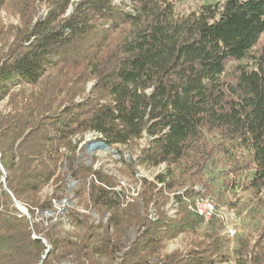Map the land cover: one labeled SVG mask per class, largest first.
Masks as SVG:
<instances>
[{
  "label": "trees",
  "instance_id": "16d2710c",
  "mask_svg": "<svg viewBox=\"0 0 264 264\" xmlns=\"http://www.w3.org/2000/svg\"><path fill=\"white\" fill-rule=\"evenodd\" d=\"M44 1L37 17L35 0H0L22 24L0 50V103L10 108L0 109V264H264V0L207 2L186 14L175 12L178 0ZM230 63L238 65L227 77ZM84 133L100 135L126 165L119 148L145 140L129 165L164 169L142 179L139 205L122 206L111 176L79 164L71 139ZM69 178L87 213L61 210L72 232L60 235L43 213L56 216ZM185 187L186 197L217 202L250 190L262 211L253 244L246 234L229 255L223 222L213 216L199 233L203 220L180 196L169 218L167 195ZM179 234L199 240L185 255L161 256Z\"/></svg>",
  "mask_w": 264,
  "mask_h": 264
},
{
  "label": "rangeland",
  "instance_id": "374dc122",
  "mask_svg": "<svg viewBox=\"0 0 264 264\" xmlns=\"http://www.w3.org/2000/svg\"><path fill=\"white\" fill-rule=\"evenodd\" d=\"M77 2L79 0H73ZM221 0H178L175 3V12L177 14H186L191 11L196 10V8L207 2H216ZM37 5V17H44L47 13V4L44 0H35ZM7 7L0 6V50L2 52L6 51V47L13 41L15 36H19V32L22 30V24L20 22L19 16L14 14L13 11ZM264 43V38H261L259 45ZM245 61H241L238 64L243 65ZM235 63H230L227 66L226 75L230 77L232 74V67L238 65ZM92 87V82H89L85 86V93L82 95H78L74 98V103H79L83 100L84 95H87ZM63 107H61L62 109ZM0 109L4 112H7L9 108L8 100H4L0 103ZM60 109V111H61ZM91 138L89 133H84L83 135H76L72 137L71 143L72 145L76 146V155L78 158V162L80 165L86 168H90L92 170L102 171L103 174L107 176H111L117 186L122 188V202H125V205L128 203L133 204H140V195L142 192V179H146L150 181L149 178L154 177L155 174L160 172V168H144L140 166L131 167V163L136 160L139 151L145 146V140L141 139L137 141L134 145L129 148L121 147L119 150L122 152L123 159L125 160L128 165L121 163L119 155L116 153L115 149L109 148L106 151L103 150H93L91 152H87L85 149L86 144H88V139ZM224 158L222 156H217L216 161L214 164V171L221 176L220 171L227 169V166L223 165ZM130 164V165H129ZM135 172V173H134ZM214 172V173H215ZM215 173V175H216ZM136 174L139 176H144L141 179H138ZM245 175H241L240 180H244ZM225 177V176H224ZM231 178V176H229ZM89 180V179H88ZM219 181L215 184H218ZM123 184V186L121 185ZM78 187L76 181L68 179L67 183V197L62 199L60 202H56L54 204V209L56 210V216L52 213L45 212L43 213L44 218L53 217L51 222L53 225L56 226V230L60 233V235H68L72 232L71 226L67 223L66 218H58L57 214H60L62 211L58 212L59 210H63L65 208H74L79 212H84L82 210V205L78 204L76 200L73 198V192ZM199 188V187H198ZM53 186L48 185L46 186L42 192L41 197H49L52 194ZM136 194V195H133ZM262 193L259 195L261 196ZM168 196V202L163 207V210L166 211L167 216L169 218H173L175 213L169 212V205L171 202V194ZM126 197L132 199V201H128ZM210 198L215 206L217 204V218H219L223 225H228L232 229L235 230V236L228 238L223 234V232L219 234L225 243H226V252L233 256V251L238 247V239L240 237L246 236V234H251L253 236L250 245L253 244L257 232L262 224L261 216L262 211L258 205L256 197L250 190H244L242 187H237L235 189L229 190L226 194L225 199L223 202H217L215 200V196H205ZM264 198V196H262ZM129 199V200H130ZM152 204L149 205L147 209V214L149 213V208ZM154 208V207H153ZM87 213V212H84ZM92 218L99 220V216L97 214L90 213ZM107 214L103 216V223ZM206 223L201 225V229L199 233L202 232L203 229L206 228ZM221 232V231H220ZM98 233H101V229L98 230ZM127 239L129 241H133L136 232L134 230H130L126 234ZM198 235L192 234H179L176 237L166 241L164 243L163 249L161 251V256L171 253H177L185 255V253L194 248V244L199 240L197 238Z\"/></svg>",
  "mask_w": 264,
  "mask_h": 264
},
{
  "label": "built area",
  "instance_id": "2783aa9c",
  "mask_svg": "<svg viewBox=\"0 0 264 264\" xmlns=\"http://www.w3.org/2000/svg\"><path fill=\"white\" fill-rule=\"evenodd\" d=\"M89 134L91 135V138L87 140L88 142H102L100 135H98L96 133H89ZM157 168H160V172H162L164 169V166L160 165ZM157 168H155V169H157ZM136 176L138 179H141L144 177V176H139L138 174H136ZM149 179H150V181H152L153 177L149 178ZM121 185L123 186V184H121ZM157 186L160 187L161 185L157 184ZM114 190L122 193V188L120 186L115 187ZM186 190H188V187H185L184 189L176 192L175 194H171V202L169 205V212L170 213L173 214L176 212V209L178 208V204H179L176 196H180L182 201L186 203L187 209L192 214L196 215L197 217H200L203 220V223L208 222L213 216H218L217 215V208H216L214 202L210 198L203 197L200 195L193 196V197H186L185 196ZM193 190L195 192L200 191V189L196 186L193 187ZM133 195H136V194H133ZM126 199H128V201H132V199H130L128 197H126ZM53 203L55 204L56 202L53 201ZM124 205H125V202H123L122 206H124ZM60 211L61 210L58 209V212H60ZM26 217H28V216H26ZM147 217L151 221L156 220V213H155V210H154L152 205L149 208V213L147 214ZM223 234L225 236H227L228 238H230V237L232 238L235 236V230L232 229L230 226L225 224V230H224Z\"/></svg>",
  "mask_w": 264,
  "mask_h": 264
},
{
  "label": "water",
  "instance_id": "95a60500",
  "mask_svg": "<svg viewBox=\"0 0 264 264\" xmlns=\"http://www.w3.org/2000/svg\"><path fill=\"white\" fill-rule=\"evenodd\" d=\"M85 149L87 150V152H91L93 150L106 151L109 149V147L107 145H105L103 142H88V144H86V146H85ZM3 182H4V180H3ZM15 206L21 214L28 216L27 210L24 207H22L18 203H15ZM43 243L46 244L45 241H43ZM48 250H49V246H47L46 254L48 253Z\"/></svg>",
  "mask_w": 264,
  "mask_h": 264
}]
</instances>
